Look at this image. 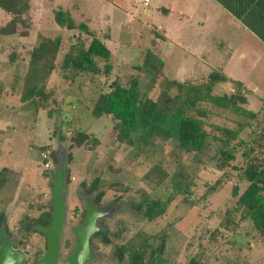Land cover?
Wrapping results in <instances>:
<instances>
[{
	"label": "rangeland",
	"instance_id": "1",
	"mask_svg": "<svg viewBox=\"0 0 264 264\" xmlns=\"http://www.w3.org/2000/svg\"><path fill=\"white\" fill-rule=\"evenodd\" d=\"M108 1L32 0L33 28L30 37L26 40L18 37H0V63L7 61L10 50L20 53L25 60L27 51L44 38L53 39L60 36L63 50L75 42V36L86 38L78 31H68L55 24L54 11L62 10L69 11L76 23H86L105 42L112 55L111 63L115 65L113 76L118 73L120 80H128L127 71L129 74L132 72L125 68L139 65L144 52L151 49L149 39L147 40L143 33L145 31L128 29L133 25H139L142 5L137 4L138 10L134 11V18L137 21L132 22L130 17L124 16V29L117 30L109 40L108 28L96 13L100 5L113 9V5L108 4ZM8 20L9 16L0 10V26ZM8 45L11 48H8ZM160 47L162 49L160 55H163L161 56L165 61L164 72L169 79L200 83L208 73L214 71L212 68L219 70L222 67L226 73L236 75V65H175V44L164 42ZM151 50L159 54L156 49ZM16 65L14 63L5 72L4 78L0 76V131L4 133L0 134V169L6 167L14 171L11 183L0 189V210L4 209L9 233L16 244L20 239V250L26 252L29 264L45 250L44 237L30 235L27 241L23 240L18 234V223L28 212L26 205L29 201L36 200L38 203L41 200L42 204L50 201L51 178L45 177V174L53 173L56 166L49 157L51 168L48 171L44 170V162L37 151L40 147H48L47 151L50 154L55 153L56 157L60 149L64 151L66 158L69 153L73 157L70 163L65 162L64 165L65 172L71 174V182L66 185L64 195L66 220L61 260H64L71 250L70 244L66 243H70L69 231L78 218L73 214L77 211L78 215L82 210L80 194L86 192L82 185L88 187L93 179L99 178L102 183L100 188L104 191L100 206L104 208L113 206L112 210H116L117 214L105 219L102 225L106 228L107 237L112 243L108 246L102 243L96 245L94 251L98 259L89 264H116L113 251L116 244L119 245L124 238L115 239L114 235L123 225L129 230L124 237L133 235L137 230L152 236L167 230L168 240L161 256L163 262L159 264H186L194 256L200 258L204 264H227L238 261L237 255L243 262L235 264H264V244L250 249L242 246L253 234V227L249 222H244L238 233L229 237L233 244L225 240H219L217 243L210 240V234L218 226L224 211L234 206L237 196H233V190L238 188L239 195L248 185L239 178L236 170L227 168L218 171L215 168L216 160L207 161L208 159L204 158L202 159L204 164H200L194 162L191 156L183 157L184 167L190 174L196 176L193 188L196 197H201L207 188L219 181L215 190L209 192L204 200L192 208L186 207L179 203L180 197L169 180L160 187H152L154 185L146 183L143 179L146 172L164 158L165 150L172 146L171 142L164 148L162 143H155L153 147L143 146L141 149L119 146L113 141L111 118L95 119L90 115L87 106L92 105L93 98L102 89L103 79L84 75L78 77L74 84H68L62 80V72L55 70L48 78L46 88L53 90L55 98L58 99V107H61V114H56L50 119L46 111L39 110L34 119L32 109L26 108L20 102L23 70L16 69ZM233 80L215 84L213 95L229 94L233 89ZM251 102L252 105L245 106L247 110L263 106L261 100L255 97H251ZM202 108L212 109L205 104ZM256 109L253 111L259 110ZM220 114L211 117L210 121L231 125L229 119H237L231 113ZM78 132L92 133L100 141V145L95 151L71 148L70 139ZM60 133L64 140L60 138ZM213 154L214 151L210 156ZM166 166L173 171L177 162L174 159L168 160ZM144 194H149L151 199L161 198L162 201L168 202L165 214L152 222H147L140 213L133 210L135 209L133 206L142 201ZM120 207L123 210L131 208V212L136 216L123 213L125 211L119 212ZM34 212L36 210H32V213ZM238 247L241 248L240 251Z\"/></svg>",
	"mask_w": 264,
	"mask_h": 264
},
{
	"label": "trees",
	"instance_id": "2",
	"mask_svg": "<svg viewBox=\"0 0 264 264\" xmlns=\"http://www.w3.org/2000/svg\"><path fill=\"white\" fill-rule=\"evenodd\" d=\"M31 9L32 0H0V10L9 16V20L0 26V37L28 39L33 28ZM53 19L60 28L78 31L88 40L77 35L75 42L63 50L60 36L44 38L27 51L25 60L23 55L10 50L7 61L0 63L1 78H4L5 72L14 63L17 64L16 69L23 70L20 102L32 109L33 118H36L39 110L46 111L50 119L61 114L53 90L46 88L47 80L55 70L62 72L61 78L68 84H74L78 77L84 75L103 79L102 89L87 108L95 119L111 118L114 143L138 149L143 146L153 147L155 143H162L164 148L169 142L172 143L165 150L164 158L146 172L144 181L154 185L152 187H160L169 180L180 197L179 203L192 208L204 200L209 192L214 191L219 181L207 188L201 197H196L193 192L196 176L184 167L183 157L191 156L194 162L200 164H204V158L207 161L216 160L215 168L218 171L227 168L236 170L239 178L248 185L239 195L238 188L233 190V196H237L234 206L224 211L218 226L210 234V240L215 243L219 240L232 243L229 237L237 234L244 222H249L253 234L242 246L250 249L264 244V107L255 112L247 110V98L238 83L232 84L233 89L229 94L213 95L214 85L228 80L220 71L208 73L200 83L169 79L164 72L163 59L151 49L144 52L139 65L125 68L132 72L129 74L127 71L128 80H120L118 73L115 77L112 74L115 65L111 63L112 55L105 42L86 23H76L69 11L62 10L54 11ZM8 48L11 46L8 45ZM204 104L212 109L202 108ZM220 112L231 113L237 119H229L231 125L211 122L210 118L220 116ZM0 134L4 133L0 131ZM60 138L64 140L62 135ZM70 143L71 148H87L89 151H95L100 145L92 133L83 132L72 137ZM46 148H38V155L46 152ZM213 151L214 154L210 156ZM50 157L55 164L56 154L52 152ZM172 159L177 162V166L170 171L166 164ZM72 160L69 153L66 163ZM109 168L112 169L111 166ZM13 176L14 171L2 167L0 189L10 184ZM45 177L52 180V173L45 174ZM70 182L71 174L68 172L66 184ZM101 184V180L95 178L88 187L82 185L87 193L96 192L92 202L96 206L101 204L104 196ZM35 201L27 203L28 212L18 223V234L25 241L30 235L42 236L33 227L48 226L51 221L50 201L46 204H42L41 200L38 203ZM167 206V201L151 199L149 194H144L142 201L133 207L143 219L152 222L165 214ZM32 210L36 212L32 213ZM81 215H84V211ZM5 218L2 209L0 227L5 224L8 231ZM128 232L123 225L114 235L115 239L124 238L113 251L114 257L120 262L125 260L127 264H146L152 256L163 255L168 240L167 230L153 236L137 230L133 235L124 237ZM101 243L107 245L112 242L104 236ZM237 260L227 264L243 262L238 255ZM186 264L204 262L194 256Z\"/></svg>",
	"mask_w": 264,
	"mask_h": 264
},
{
	"label": "crops",
	"instance_id": "3",
	"mask_svg": "<svg viewBox=\"0 0 264 264\" xmlns=\"http://www.w3.org/2000/svg\"><path fill=\"white\" fill-rule=\"evenodd\" d=\"M109 3L113 9L100 5L96 12L108 28L109 40L117 30L124 29V16L137 21L134 11L141 4L139 25L128 29L145 31L150 48L156 49L158 55L162 53L160 45L169 42L175 44V65H236L235 76L226 73L223 67L212 69L240 84L247 104L252 105L251 97H255L264 107V0H109Z\"/></svg>",
	"mask_w": 264,
	"mask_h": 264
},
{
	"label": "water",
	"instance_id": "4",
	"mask_svg": "<svg viewBox=\"0 0 264 264\" xmlns=\"http://www.w3.org/2000/svg\"><path fill=\"white\" fill-rule=\"evenodd\" d=\"M66 159L64 151L58 150L51 180V221L48 226L33 227V230L41 234L46 241L45 250L34 264H89L98 259L89 239L94 233L100 231L97 221L107 213L98 211L89 200H86L83 203L86 212L83 224L73 228V248L68 256L61 260L66 220L64 198L67 185V173L64 170ZM27 260V254L13 247V240L7 238L5 224H2L0 227V264H28Z\"/></svg>",
	"mask_w": 264,
	"mask_h": 264
},
{
	"label": "flooded vegetation",
	"instance_id": "5",
	"mask_svg": "<svg viewBox=\"0 0 264 264\" xmlns=\"http://www.w3.org/2000/svg\"><path fill=\"white\" fill-rule=\"evenodd\" d=\"M95 197H96V193L95 192H92V193H87V192H85V194H80V198H81V203H82V210L80 211V212H78V215H76L77 214V211H76V213H74L73 215H75V216H78V218H77V221H76V223L75 224H73L72 225V227L70 228V231H69V233H70V235H71V240H70V243H66V245H69L70 244V246H71V250H72V248H73V240H74V236H73V228L74 227H80V226H82V224H83V220H84V217H85V214H86V212H85V210H84V207H83V203H84V201H86V200H89L91 203L94 201V199H95ZM93 204V203H92ZM94 205V204H93ZM94 207L98 210V211H101V212H105V213H107L105 216H103V217H101V218H99V220L97 221V227L100 229V231H98V232H96V233H94L91 237H90V239H89V243H90V245H91V247H92V249L93 250H95V247H96V245H99V243L101 244V241H103V237L104 236H106L107 237V231H106V228L105 227H102V225L104 224V220L105 219H109L110 217H112L113 215H116L117 214V212H116V210L115 211H113L112 210V208H113V206L112 207H108V208H104V207H101L100 205L99 206H96V205H94ZM114 207H115V205H114ZM134 211H137V210H135V209H133ZM82 211H84V215L82 216L81 214H82ZM118 211L119 212H123V211H125V212H123V213H126V214H128V215H130V216H136V214L135 215H133L134 213L133 212H131V208H130V210H123L122 209V207H120L119 209H118ZM116 212V213H115ZM138 212V211H137ZM136 213V212H135ZM139 213V212H138ZM113 214V215H112ZM105 228V229H104ZM7 232V238L8 239H12L13 240V247L14 248H16V249H19L20 250V246H19V240H18V244H16L15 243V239L10 235V233H9V230L8 231H6ZM108 238V237H107ZM44 239V238H43ZM44 241H45V239H44ZM103 244V243H102ZM111 244V243H110ZM109 243L106 245V246H108V245H110ZM105 245V244H104ZM45 246H46V241H45ZM70 250V251H71ZM24 252V251H23ZM25 254H26V252H24ZM41 255H39V257H40ZM39 257H37V258H35V260H33V262H32V264H34L35 263V261L39 258ZM114 261H115V263L116 264H127V262L125 261V260H123V261H119L117 258H114ZM163 262V260H162V257L161 256H159V255H154V256H152V258L151 259H149L148 261H147V263L146 264H159V263H162ZM27 263L29 264V262H28V260H27Z\"/></svg>",
	"mask_w": 264,
	"mask_h": 264
},
{
	"label": "built area",
	"instance_id": "6",
	"mask_svg": "<svg viewBox=\"0 0 264 264\" xmlns=\"http://www.w3.org/2000/svg\"><path fill=\"white\" fill-rule=\"evenodd\" d=\"M50 152L46 151L41 154V159L44 162V170L48 171L51 168V161L49 160Z\"/></svg>",
	"mask_w": 264,
	"mask_h": 264
}]
</instances>
